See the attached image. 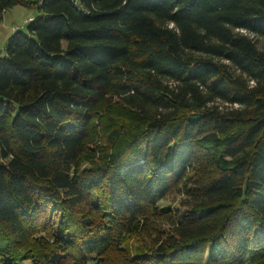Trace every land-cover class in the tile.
Returning <instances> with one entry per match:
<instances>
[{"label":"trees","instance_id":"trees-1","mask_svg":"<svg viewBox=\"0 0 264 264\" xmlns=\"http://www.w3.org/2000/svg\"><path fill=\"white\" fill-rule=\"evenodd\" d=\"M17 6L0 264H264V0Z\"/></svg>","mask_w":264,"mask_h":264},{"label":"rangeland","instance_id":"rangeland-1","mask_svg":"<svg viewBox=\"0 0 264 264\" xmlns=\"http://www.w3.org/2000/svg\"><path fill=\"white\" fill-rule=\"evenodd\" d=\"M37 17L38 12L36 9L21 6L14 7L3 15L0 22V59L6 57V48L10 38L18 31L26 33L30 19ZM183 200L182 193L174 191L160 203V206L163 208L171 207L180 213L185 210L184 206L181 205Z\"/></svg>","mask_w":264,"mask_h":264},{"label":"built area","instance_id":"built-area-1","mask_svg":"<svg viewBox=\"0 0 264 264\" xmlns=\"http://www.w3.org/2000/svg\"><path fill=\"white\" fill-rule=\"evenodd\" d=\"M73 1H75V0H73ZM33 20H34V18H31V19H30V21H33Z\"/></svg>","mask_w":264,"mask_h":264}]
</instances>
